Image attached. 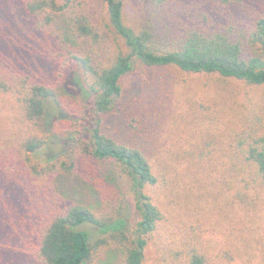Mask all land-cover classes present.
Here are the masks:
<instances>
[{"label":"trees","instance_id":"trees-1","mask_svg":"<svg viewBox=\"0 0 264 264\" xmlns=\"http://www.w3.org/2000/svg\"><path fill=\"white\" fill-rule=\"evenodd\" d=\"M4 1L0 259L24 256L26 264H142L164 217L151 191L167 180L158 176L156 162L142 149L108 135L104 117L115 111L123 78L140 67H173L264 88V0H149L141 19L131 21L124 0ZM14 8L23 25L15 27L7 19L8 13L17 14ZM240 121L237 130L222 127L225 132L208 141H193L187 155L171 161L175 179L169 189L185 191L177 202L188 208L189 217L182 220L181 248L170 250L172 261L213 264L212 238L218 240L215 254L222 248V257L239 261L236 264H245L246 254L253 257L264 251L257 224L264 221V103ZM107 161L131 181L138 210L134 224L115 187L103 188L99 209L70 200L65 209L41 220L40 210L30 207V195L19 197L17 185L23 188L27 181L52 183L63 191L90 188L76 177V170L82 164L101 166ZM214 195H226L225 203L234 209L231 228L220 231L230 236L227 243L219 242L212 223ZM22 227H28L33 239L28 254L12 248Z\"/></svg>","mask_w":264,"mask_h":264},{"label":"rangeland","instance_id":"rangeland-1","mask_svg":"<svg viewBox=\"0 0 264 264\" xmlns=\"http://www.w3.org/2000/svg\"><path fill=\"white\" fill-rule=\"evenodd\" d=\"M148 1L124 0L128 20L140 18L139 15L142 16L146 11ZM3 3L5 1L1 0L0 6ZM15 10L17 14L8 13L7 19L16 27L23 25L24 20L20 18L19 10ZM15 10L13 11L15 12ZM163 23L160 22L161 25ZM221 81H225V83L222 82L225 85L224 88L223 85H220ZM122 87L115 111L104 117L103 130L121 143L142 149L150 159L156 162L158 176L161 178L164 176L167 180L165 184L161 182V185L151 191L153 201L160 207L164 217L145 249V259L142 264H179L171 260L169 253L170 250L181 248L180 242L185 229L182 220L188 217V208L177 202L178 195L181 193L183 196L185 191L169 189L174 187V184L169 186V182L175 179L171 171L173 167L171 161L177 156L187 155V150L192 148L190 144L193 141L202 139V137L204 141H208L216 137L215 133L222 131L220 133L222 134L225 130L232 132L237 130L239 122L242 124L240 120L244 121L245 118L250 117L259 104L264 103V88L248 86L233 78L224 79L218 75L189 73L173 67H140L123 78ZM207 106H211V108ZM218 107L221 108L219 114L217 113ZM204 115H209L211 119L216 117V119L214 122L210 121L211 119L205 121L203 120ZM225 124L226 126H222ZM222 127H225L224 131ZM209 132H212V135ZM219 136L217 139H220ZM215 154L211 153V156ZM81 166L82 169L76 170V177L83 182L86 180L90 188L63 191L52 183L46 182L41 185L42 182L38 184L27 181L23 184V188L20 184L17 185V190L20 191L19 197L30 195V207L35 211L40 210L39 220H41L43 216L48 219L50 214L65 209V206L70 204V200L84 201L99 209L103 188L115 187L119 190L120 196L125 198L124 208L129 213L131 223L134 224L138 218L137 197L129 177L118 171L110 161L101 166L97 162L91 163L90 166L85 164ZM87 169H90V172L94 174L98 183L90 180ZM109 173L114 177H110ZM79 180H77V185L81 186ZM100 180L105 187L100 184ZM220 194L219 191L218 195ZM224 199L226 200V195L225 198L214 195L212 196L213 203H210L212 223L214 228L218 229V234L221 230L231 228L234 217V209L228 206ZM189 211L192 214L191 208ZM20 216L17 213V217L20 218ZM201 221L200 219L196 223H201ZM29 224L31 223L29 222ZM257 224L260 226L259 232L262 236L261 242H263L264 221ZM27 231H29L28 227L18 228V234L12 241L15 246L12 248L19 249L20 251H17L19 253L28 254L29 251H32L33 239ZM228 239L230 236L220 234L219 242L227 243ZM211 240L218 244V240L214 238ZM212 241L209 242L213 243ZM2 242L4 240L0 239V243ZM215 244H211L214 248L213 264H236L239 262L232 263L222 257V248L219 253L215 254L218 251H216L218 245ZM259 244L258 241V246H260ZM246 257L247 259L242 261L245 264H264V251H257V255L253 257L246 254ZM20 259H24V261L21 262ZM25 259L24 256L15 259L6 257L0 259V264H26Z\"/></svg>","mask_w":264,"mask_h":264}]
</instances>
